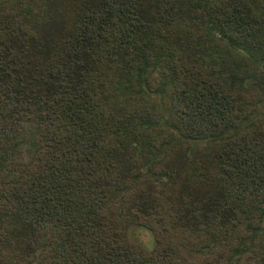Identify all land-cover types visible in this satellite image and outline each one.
Returning <instances> with one entry per match:
<instances>
[{
	"label": "trees",
	"instance_id": "obj_1",
	"mask_svg": "<svg viewBox=\"0 0 264 264\" xmlns=\"http://www.w3.org/2000/svg\"><path fill=\"white\" fill-rule=\"evenodd\" d=\"M0 264H264V0H0Z\"/></svg>",
	"mask_w": 264,
	"mask_h": 264
},
{
	"label": "rangeland",
	"instance_id": "obj_2",
	"mask_svg": "<svg viewBox=\"0 0 264 264\" xmlns=\"http://www.w3.org/2000/svg\"><path fill=\"white\" fill-rule=\"evenodd\" d=\"M129 238L132 242L152 250L155 247L153 235L146 229L131 226L128 230Z\"/></svg>",
	"mask_w": 264,
	"mask_h": 264
}]
</instances>
